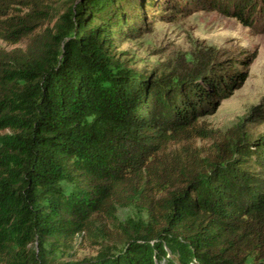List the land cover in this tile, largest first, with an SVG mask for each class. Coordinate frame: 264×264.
Returning a JSON list of instances; mask_svg holds the SVG:
<instances>
[{
  "label": "trees",
  "instance_id": "trees-1",
  "mask_svg": "<svg viewBox=\"0 0 264 264\" xmlns=\"http://www.w3.org/2000/svg\"><path fill=\"white\" fill-rule=\"evenodd\" d=\"M59 1L0 0V40L24 45L0 50V264H51L48 248L77 235L112 238L107 222L119 249L78 264H175L167 250L178 264H264V177L236 165L264 173V135H223L211 163L191 146L207 134L196 121L245 82L239 59L205 61L170 89L113 72L121 1L58 15ZM206 4L245 26L264 18V0ZM134 205L146 219L117 224V206Z\"/></svg>",
  "mask_w": 264,
  "mask_h": 264
},
{
  "label": "rangeland",
  "instance_id": "rangeland-1",
  "mask_svg": "<svg viewBox=\"0 0 264 264\" xmlns=\"http://www.w3.org/2000/svg\"><path fill=\"white\" fill-rule=\"evenodd\" d=\"M120 1L123 14L127 15L123 24L110 32L113 55L110 68L114 69L113 72L125 70L170 89L183 80L188 82L192 73L204 70L205 61L239 59L237 68L246 74L245 82L226 99L217 101L216 108L209 115L196 121L207 134L193 139L191 146L205 161L211 163L216 158V146L223 135L230 142L239 137L244 144L253 143L264 135V18L257 19L254 26H245L225 15L223 5L221 10L211 9L206 4L209 0H174L184 9H171L167 4L169 0H153V5L143 10L134 5L128 7L124 0ZM80 3L83 1L60 0L53 5V13L60 15L64 6L75 9ZM113 4L120 7L119 2L115 4L113 1ZM16 8L9 16L27 13ZM94 23L99 20L91 25ZM18 47L24 45L13 46L0 40V50L11 51ZM246 57L247 60L242 62ZM229 130H234V137L229 135ZM243 160L236 164L240 169L253 172L252 176L264 177L263 169L250 159ZM115 218L117 224L125 225L145 220L146 215L137 205L117 206ZM105 226L113 238L116 229L110 222ZM106 236L94 240L87 234L77 235L66 246L48 248V260L51 264H78L95 260L101 254L112 252L113 248L119 249L120 245ZM167 253L178 264L168 250Z\"/></svg>",
  "mask_w": 264,
  "mask_h": 264
}]
</instances>
